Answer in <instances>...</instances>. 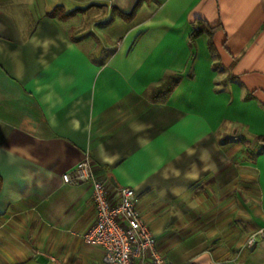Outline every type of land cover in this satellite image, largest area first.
Masks as SVG:
<instances>
[{
  "label": "crops",
  "instance_id": "0c3cea01",
  "mask_svg": "<svg viewBox=\"0 0 264 264\" xmlns=\"http://www.w3.org/2000/svg\"><path fill=\"white\" fill-rule=\"evenodd\" d=\"M85 153L165 259L264 264V0H0V264L99 263Z\"/></svg>",
  "mask_w": 264,
  "mask_h": 264
},
{
  "label": "built area",
  "instance_id": "2783aa9c",
  "mask_svg": "<svg viewBox=\"0 0 264 264\" xmlns=\"http://www.w3.org/2000/svg\"><path fill=\"white\" fill-rule=\"evenodd\" d=\"M61 178L64 183L91 186L94 221L81 238L99 252L98 264H177L157 250L155 237L136 210L133 188H115L97 178L89 154L85 153ZM256 235L262 237L261 230L250 237L249 244Z\"/></svg>",
  "mask_w": 264,
  "mask_h": 264
},
{
  "label": "trees",
  "instance_id": "16d2710c",
  "mask_svg": "<svg viewBox=\"0 0 264 264\" xmlns=\"http://www.w3.org/2000/svg\"><path fill=\"white\" fill-rule=\"evenodd\" d=\"M202 21L201 20H198L197 21V23H201ZM202 24V23H201ZM214 27H212V26H208V25H206L204 22H203V24H202V28L200 29V30H196L195 32H194V35H197L198 33H200L202 30L204 31V32H206L209 36H211L212 34H213V32H214ZM1 186H2V180H1V178H0V189H1Z\"/></svg>",
  "mask_w": 264,
  "mask_h": 264
}]
</instances>
